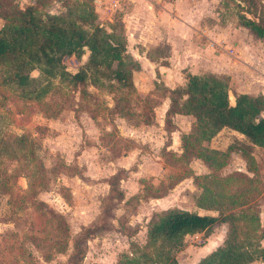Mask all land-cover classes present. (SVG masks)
Segmentation results:
<instances>
[{
	"label": "rangeland",
	"instance_id": "374dc122",
	"mask_svg": "<svg viewBox=\"0 0 264 264\" xmlns=\"http://www.w3.org/2000/svg\"><path fill=\"white\" fill-rule=\"evenodd\" d=\"M97 1L101 6L93 0L98 10L97 21L107 28L111 23L109 19H118L120 14L106 11V0ZM199 1L205 2L199 23L202 27L215 26L217 39L232 43L229 36L237 35L234 30L241 27L239 15L264 21V0ZM52 11L64 10L56 4ZM2 24L0 20V28ZM240 34L244 39L246 35L251 36L248 31L238 32L237 36ZM252 39L257 48L264 49L261 41ZM71 56L75 60L65 56L61 64L66 72L74 74L87 63L89 51L84 49L79 58ZM30 76L37 79L40 74L34 70ZM1 79L0 67V264H66L74 251V241L99 219L112 225L113 230L87 241L82 264H119L123 255L139 264H161L150 249H144L153 218L173 208H191L192 211L199 197L222 210L236 198L238 203L250 199L258 208L257 216L264 230L263 149H253L255 164L251 173H247L248 166L240 152L234 151L221 169L201 173L204 167L201 161L191 164L192 157L188 155L178 158L165 152L162 147L170 128L163 127L165 140L163 145L159 144L156 128L162 127L161 115L144 107L148 100L143 101L136 94V88L109 82L101 74L97 85L87 82L78 87L69 79L54 78L50 80L48 94L36 102L21 99L19 93L5 87ZM40 80L46 84L44 79ZM261 83L239 82L234 87L230 85L229 92L239 95L240 89L250 91L249 87H261ZM155 89L164 94L162 86L156 84ZM151 123L155 129L153 135H148L143 127ZM147 137L153 145L158 144L155 150L162 159L154 157L155 161L144 163L137 159L129 164V171L149 173L148 177L134 178L133 185L129 183L126 188L129 192H124L123 200L115 202L110 210L109 192L101 179L121 171L117 169L120 168L118 162L115 167L111 164V156L121 158L131 149L141 153L150 150L148 144L144 146L139 141ZM188 141L183 139V144ZM237 141L244 142L224 132L212 140L211 148L225 151L233 145L236 149ZM84 151L92 177H98L99 184L92 185L84 177L86 162L78 160ZM165 169L168 171L162 174L161 170ZM158 172H161L159 176L153 174ZM125 178L120 187L125 185ZM109 179L106 178V182ZM155 199L162 200L158 203ZM59 215L68 231L62 229ZM212 215L216 216L217 212ZM242 223L239 239L250 241L249 251L253 253L257 245L264 247L261 230L251 234L249 228L252 227H246L244 222L238 224ZM227 231L228 225H217L207 233L209 236L200 233L185 238L183 246L173 252L174 259L178 264H198L223 244ZM139 251L148 252L149 260L141 257ZM253 257L249 264H264L256 253Z\"/></svg>",
	"mask_w": 264,
	"mask_h": 264
},
{
	"label": "trees",
	"instance_id": "16d2710c",
	"mask_svg": "<svg viewBox=\"0 0 264 264\" xmlns=\"http://www.w3.org/2000/svg\"><path fill=\"white\" fill-rule=\"evenodd\" d=\"M56 4L64 11L53 12ZM0 20L3 22L0 28L1 82L5 87L17 91L21 99L40 102L48 94L50 80L54 78L69 79L73 86L78 87L87 82L97 85L98 75L101 74L109 82L132 88L131 71L137 66L126 54L122 24L119 19H114L108 23V30L99 26L93 0H32L23 8L17 0H0ZM238 22L253 38L264 44V21L239 15ZM84 49L89 51L85 66L74 74L66 72L61 64L62 58L71 55L79 58L84 54ZM34 70L39 72L41 78L30 76ZM40 79H44L46 84L43 85ZM186 79L184 87L169 91L171 103L165 118L166 129L172 126L171 118L175 114L192 116L194 119L191 132L183 137L189 141L184 142L182 155L200 159L208 169L214 171L225 165L233 151L240 152L248 171H251L255 164L251 156L252 146L264 149V96L234 94L236 104L230 106L228 77L188 74ZM224 128L242 135L244 142L237 141L239 147L235 149L229 145L225 151L203 146ZM123 173V170L118 171L109 179L110 210L115 202L124 198L119 187ZM239 176L251 179L244 174ZM195 204L199 208L217 212V215H199L173 208L153 218L144 249H150L158 263L178 264L173 252L183 246L186 236L200 233L209 236L207 233L214 226L223 224L228 225L223 244L198 264H249L254 260L253 253L264 260V247L257 245L251 253L250 241L239 239L243 226L239 222H244L248 228L251 226V234L261 230L260 238H264V230L257 216L258 208L250 199L238 203L236 198L230 201L225 210L206 203L203 197L197 198ZM59 218L62 229L68 231L63 217L59 215ZM111 230L112 225L102 219L86 228L74 241V251L66 264H82L87 241ZM139 252L145 260L149 258L148 252ZM119 264H139V261L123 255Z\"/></svg>",
	"mask_w": 264,
	"mask_h": 264
},
{
	"label": "crops",
	"instance_id": "0c3cea01",
	"mask_svg": "<svg viewBox=\"0 0 264 264\" xmlns=\"http://www.w3.org/2000/svg\"><path fill=\"white\" fill-rule=\"evenodd\" d=\"M17 1L18 3L20 2L19 5L25 4V6L32 2V0ZM204 5L205 2L199 0H125L124 3L120 5V8L115 11H118L120 14L118 19L123 28L126 42V54L137 66V68L131 71L132 88H136V94L142 98L143 101L148 100L147 104L144 105L145 108H152L155 114L160 113L162 118L160 125L162 127L156 129H158L157 141H160L159 144L162 145L165 140L164 136L166 135L163 131L166 112L171 103L169 91L184 87L187 82L186 77L188 74L198 76L206 74L226 76L229 78V88L230 85L234 87V85L239 82L242 83L243 81L247 83L252 80L262 81L261 87H259V85L257 88L249 87L250 91L240 89L238 93L247 94L249 96H264V49L261 50L256 47L258 45L253 41L252 36L246 35V39L241 36L242 34L237 36L238 32H247V30L242 27H238L234 30L237 35L229 36L232 43L215 38L213 30L215 26L213 28L209 26L202 27L199 23L201 20H199V18H202L204 15V11L201 10V6ZM94 8L95 12L98 13L97 8ZM113 20L109 19L110 22H113ZM105 29L108 30V27ZM164 49H166V51H164ZM156 84L164 88V94L155 89ZM149 105L151 107H149ZM171 122L172 126L169 129L170 131L167 130L168 137L166 139V144L164 143L162 148H164L166 153H172L175 157L179 158L184 151L183 137L191 132L194 119L192 116L175 114L172 116ZM185 122L188 123V126H186L187 124L185 125ZM154 129L155 125L152 123L143 127L144 132H147L148 135H153ZM224 132L237 136L244 141L242 135L227 128L222 129L217 135L223 134ZM150 140L151 138L148 137L139 140L141 141L140 144H144V146L148 144L151 148L150 150L146 149L141 153L136 149H131L127 151L126 156L118 158L117 155H113L110 158V161H112L111 164L114 167L115 163L118 162L120 168L117 169L125 172V185L121 187L119 185L123 195L124 192H129L126 188L129 186V183L133 185L134 178L148 177L149 174L142 173L139 170L135 173L131 172L129 171V164L137 159L142 160L143 163L155 161L154 157L156 159H162L161 154L157 153L155 150V146H158V144L153 145ZM212 140L204 144L208 146L207 148L209 149L218 150L211 148ZM254 148L259 147L252 146L251 156L253 158L252 151ZM84 154L85 151L82 152L79 156L80 159H78L86 162V169L83 171V173L86 174H84V177L88 179L92 185L94 183L99 184L100 179L98 177H96V179L92 177V168L90 167L89 161L84 158ZM191 160V164L198 160L201 161L194 157L191 158ZM203 166L202 171H200L201 173L211 172L204 164ZM161 171L162 174H165L168 170L165 169ZM249 172L251 173V171L247 169V173ZM115 173H112L106 178L112 177ZM159 173L161 172L153 174L159 176ZM87 176H90V178ZM124 178H122L120 182ZM105 179H101V182L106 186V190L109 192V184ZM155 200L159 203L162 199ZM193 205L194 208H192V211L191 208L179 209L199 215H212L213 211L199 208L196 206L195 202ZM187 237L191 236H186L185 238Z\"/></svg>",
	"mask_w": 264,
	"mask_h": 264
},
{
	"label": "built area",
	"instance_id": "2783aa9c",
	"mask_svg": "<svg viewBox=\"0 0 264 264\" xmlns=\"http://www.w3.org/2000/svg\"><path fill=\"white\" fill-rule=\"evenodd\" d=\"M125 0H106V2L104 3V9L108 12H115L116 10H118L120 8V5L124 2ZM97 4H99V6H101L99 1H95ZM219 48H221L220 46H218ZM74 58V56H70L69 60H72ZM67 59V58H66ZM75 60V59H73ZM73 66H75L73 64Z\"/></svg>",
	"mask_w": 264,
	"mask_h": 264
},
{
	"label": "water",
	"instance_id": "95a60500",
	"mask_svg": "<svg viewBox=\"0 0 264 264\" xmlns=\"http://www.w3.org/2000/svg\"><path fill=\"white\" fill-rule=\"evenodd\" d=\"M228 99H229L230 106H235V104H236V97L233 95L232 92H229Z\"/></svg>",
	"mask_w": 264,
	"mask_h": 264
}]
</instances>
